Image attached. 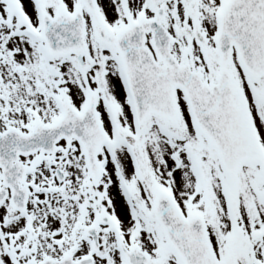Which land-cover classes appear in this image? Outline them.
Here are the masks:
<instances>
[{
  "label": "snow or ice",
  "instance_id": "snow-or-ice-1",
  "mask_svg": "<svg viewBox=\"0 0 264 264\" xmlns=\"http://www.w3.org/2000/svg\"><path fill=\"white\" fill-rule=\"evenodd\" d=\"M0 264H264V0H0Z\"/></svg>",
  "mask_w": 264,
  "mask_h": 264
}]
</instances>
